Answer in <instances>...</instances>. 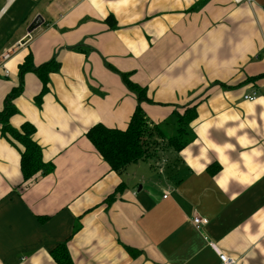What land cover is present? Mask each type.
<instances>
[{
  "label": "crops",
  "instance_id": "1",
  "mask_svg": "<svg viewBox=\"0 0 264 264\" xmlns=\"http://www.w3.org/2000/svg\"><path fill=\"white\" fill-rule=\"evenodd\" d=\"M12 47L0 111L21 83L9 124L34 127L53 169L24 182L0 135V264H56L59 245L73 264H218L209 243L264 264V0H0V52ZM26 58L58 64L45 87L20 74ZM138 104L149 154L116 173L85 134L125 130Z\"/></svg>",
  "mask_w": 264,
  "mask_h": 264
},
{
  "label": "trees",
  "instance_id": "2",
  "mask_svg": "<svg viewBox=\"0 0 264 264\" xmlns=\"http://www.w3.org/2000/svg\"><path fill=\"white\" fill-rule=\"evenodd\" d=\"M21 66L20 74L31 71L42 82L45 87L49 73L58 69L55 61H50L38 68L29 67L30 61ZM126 87L138 96L139 103L146 100L145 91L132 84L126 77H123ZM44 91V90H43ZM21 93V83L14 87L4 98L3 108L0 111V135L20 151V171L22 180L28 181L36 175L48 174L52 171L51 164L42 161V153L38 144L33 140L35 129L28 123H24L20 129H14L9 124V119L15 114L14 99ZM40 98V97H37ZM195 118L193 108H188L177 118L179 130L176 137L168 143L175 149L181 147V138L185 135V128ZM98 155L106 162L111 171L120 173L129 164L145 160L149 154L148 141H152L151 134L145 126V117L139 104L125 130L107 128L103 125L91 127L85 134ZM119 191V189H118ZM131 252V251H130ZM51 257L56 264H73L64 245L56 246L51 251Z\"/></svg>",
  "mask_w": 264,
  "mask_h": 264
},
{
  "label": "built area",
  "instance_id": "3",
  "mask_svg": "<svg viewBox=\"0 0 264 264\" xmlns=\"http://www.w3.org/2000/svg\"><path fill=\"white\" fill-rule=\"evenodd\" d=\"M250 0H234L235 3H249ZM14 48H10L8 50H4L0 53V70L4 73L5 76L9 75V71L6 69L7 62L11 59L13 55ZM257 98V93L252 92L251 94L243 95L242 99L246 102H254ZM207 220L204 218L196 217L193 219V224L196 229H201L203 226L207 224ZM210 248L214 251L218 258V264H236L234 258L226 255L222 252L214 243H209Z\"/></svg>",
  "mask_w": 264,
  "mask_h": 264
},
{
  "label": "water",
  "instance_id": "4",
  "mask_svg": "<svg viewBox=\"0 0 264 264\" xmlns=\"http://www.w3.org/2000/svg\"><path fill=\"white\" fill-rule=\"evenodd\" d=\"M43 23V20L40 16H36L31 22L30 24L27 26L26 29V35L24 36V38H22L19 43L17 44V46H23L24 44H26L29 40H30V34L38 27H40ZM16 46V47H17Z\"/></svg>",
  "mask_w": 264,
  "mask_h": 264
},
{
  "label": "rangeland",
  "instance_id": "5",
  "mask_svg": "<svg viewBox=\"0 0 264 264\" xmlns=\"http://www.w3.org/2000/svg\"><path fill=\"white\" fill-rule=\"evenodd\" d=\"M19 10V8H18V4L12 9V12H14V14H16L15 12H17ZM12 14V13H11ZM10 14V15H11ZM21 25V26H20ZM24 25L25 24H19V26H17V28H15V30H13L14 32H15V34H19L20 32H23L24 31ZM3 26V25H2ZM14 29V28H13ZM26 29H27V27L25 28V31H26ZM12 31V32H13ZM18 32V33H17ZM13 42L16 40L15 38L14 39H11ZM8 49H10V48H7V49H3L1 52H3L4 50H8ZM0 52V53H1ZM0 74L3 76V77H8L9 75H10V73H9V75L8 76H5L4 75V73L2 72V70H0ZM132 168V167H131Z\"/></svg>",
  "mask_w": 264,
  "mask_h": 264
}]
</instances>
